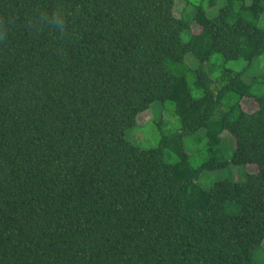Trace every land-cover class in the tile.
<instances>
[{
  "label": "trees",
  "instance_id": "1",
  "mask_svg": "<svg viewBox=\"0 0 264 264\" xmlns=\"http://www.w3.org/2000/svg\"><path fill=\"white\" fill-rule=\"evenodd\" d=\"M177 1L0 0V264H261L264 80L221 66L264 56V0H181L194 28ZM60 5L66 34L29 26ZM153 103L179 127L142 148ZM230 165L254 171L199 186Z\"/></svg>",
  "mask_w": 264,
  "mask_h": 264
},
{
  "label": "rangeland",
  "instance_id": "2",
  "mask_svg": "<svg viewBox=\"0 0 264 264\" xmlns=\"http://www.w3.org/2000/svg\"><path fill=\"white\" fill-rule=\"evenodd\" d=\"M189 2H193V0H187ZM186 3L184 1L178 0L175 3V14L181 12V10L185 7ZM185 13L188 17L193 21V28L197 27L198 25L204 22V18L200 11H197L195 8L191 7V5H186ZM214 11V10H213ZM211 11V12H213ZM256 18L257 19H264V14L262 10L256 11ZM198 24V25H197ZM192 28V30H193ZM183 40L186 41V35L183 37ZM187 60L185 61V65L181 68L182 70H186L188 66L190 68H195L199 66L198 60L191 57L190 55L187 56ZM206 66V65H205ZM227 71H240L245 69L244 79L248 82H252V80L261 79L260 82L264 80V56L258 57L254 59L252 62H247L245 60H237V61H228L225 62L222 66ZM227 74V73H226ZM259 82V83H260ZM254 92L256 94H263L264 93V83L256 84L254 86ZM166 96V92H161L157 95V99H162ZM243 112H241V111ZM236 109L232 112L229 116V119L233 122H239L238 119L243 117L244 113H249L255 110V104L251 99H245L241 102L240 109ZM239 113H243L242 115L238 116ZM240 118V120H241ZM162 122V124H160ZM225 126V120L215 123V126H211V130L217 131ZM179 127L178 120L174 117L169 109L163 108L161 103H153L150 108L139 114L136 119L135 127L130 130L127 135L126 139H128L131 143L141 146L142 148H149L155 146L158 142L160 134L167 133V131L173 130ZM229 137V136H228ZM184 146L186 148H190L189 150L194 152L195 149H192V138L185 137L184 139ZM232 139L229 138L224 139L223 141V150L225 151V157L229 158L233 143ZM228 147H227V146ZM192 149V150H191ZM190 152V153H192ZM254 171L253 165H245V166H228L224 170H218L214 172H202L200 174L198 184L203 189H208L215 181L221 178L229 177L230 180L233 181H241L244 180L245 175L248 173H252ZM258 262L264 264V241L262 243L261 249L258 251Z\"/></svg>",
  "mask_w": 264,
  "mask_h": 264
},
{
  "label": "clouds",
  "instance_id": "3",
  "mask_svg": "<svg viewBox=\"0 0 264 264\" xmlns=\"http://www.w3.org/2000/svg\"><path fill=\"white\" fill-rule=\"evenodd\" d=\"M29 26L35 27L37 30L42 28H52L61 35L66 34L67 21L62 5L52 10H46L44 13L35 16L29 22ZM7 27V22L3 19H0V40L5 38Z\"/></svg>",
  "mask_w": 264,
  "mask_h": 264
}]
</instances>
